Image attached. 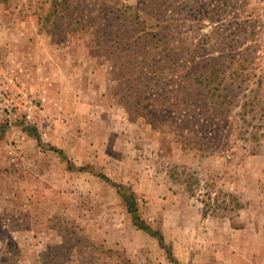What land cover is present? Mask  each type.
Here are the masks:
<instances>
[{
  "label": "rangeland",
  "instance_id": "rangeland-1",
  "mask_svg": "<svg viewBox=\"0 0 264 264\" xmlns=\"http://www.w3.org/2000/svg\"><path fill=\"white\" fill-rule=\"evenodd\" d=\"M0 264H264V0H0Z\"/></svg>",
  "mask_w": 264,
  "mask_h": 264
}]
</instances>
